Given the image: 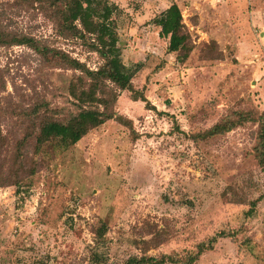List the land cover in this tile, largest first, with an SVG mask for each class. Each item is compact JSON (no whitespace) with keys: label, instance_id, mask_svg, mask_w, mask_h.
<instances>
[{"label":"rangeland","instance_id":"rangeland-1","mask_svg":"<svg viewBox=\"0 0 264 264\" xmlns=\"http://www.w3.org/2000/svg\"><path fill=\"white\" fill-rule=\"evenodd\" d=\"M121 58L154 108L120 92L115 119L65 150L34 139L24 146L36 172L19 187L0 186V264H122L132 255L181 257L209 244L192 264H264V172L254 156V121L196 138L228 116L264 110V0H109ZM171 1L180 6L194 47L185 61L167 52L152 24ZM48 0H0V28L33 37L95 69L88 40L62 37ZM217 42L214 45L211 41ZM26 45L0 46V127L19 141L27 109L75 112L73 71ZM151 106V107H152ZM25 119V120H24ZM105 233L96 238L95 230Z\"/></svg>","mask_w":264,"mask_h":264},{"label":"trees","instance_id":"trees-1","mask_svg":"<svg viewBox=\"0 0 264 264\" xmlns=\"http://www.w3.org/2000/svg\"><path fill=\"white\" fill-rule=\"evenodd\" d=\"M48 2L49 16L55 25L56 33L62 37L79 38L84 42L88 40L90 50L98 55L101 62L95 69H91L61 49L42 45L33 37L14 35L0 28V46L26 45L43 57L54 56L57 64L74 72V78L68 83V95L72 98L75 109V112L70 113L64 120H58L48 116L45 102L32 104L25 114L31 122L30 131L19 141H16L14 136L9 138L8 134L2 133L0 127V186L12 184L18 188L23 177L36 172L37 165L35 163L27 165L25 162L27 155L23 152L24 146L31 138L34 139L37 152L41 151L42 146L50 143L55 149L65 150L107 120L115 119L119 123L131 126L132 121L115 110L120 92L129 91L131 100L144 102L148 109L154 108L145 95L133 85L132 78L138 72L139 66L128 67L122 61V48L119 45L113 18L119 7L109 0H48ZM151 22L157 27L158 37L167 44V52L175 53L179 61H185L194 43L190 31L183 22L178 3L171 1L153 15ZM211 42L217 44L215 40ZM249 121L257 124L253 151L260 170L264 172V110L257 116L245 111H232L222 120L198 133V137L194 139H206L209 136L223 134ZM95 233L96 238L101 240L105 233L104 225L100 224ZM210 246V243L207 245L201 243L194 254L181 257L180 261L192 264ZM102 260V254L92 251L93 264H98ZM166 260H169V257L165 254H161L160 257L132 255L122 264H163Z\"/></svg>","mask_w":264,"mask_h":264}]
</instances>
